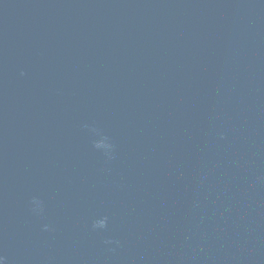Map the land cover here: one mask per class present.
<instances>
[{"label":"water","instance_id":"water-1","mask_svg":"<svg viewBox=\"0 0 264 264\" xmlns=\"http://www.w3.org/2000/svg\"><path fill=\"white\" fill-rule=\"evenodd\" d=\"M0 257L264 264V0H0Z\"/></svg>","mask_w":264,"mask_h":264},{"label":"clouds","instance_id":"clouds-1","mask_svg":"<svg viewBox=\"0 0 264 264\" xmlns=\"http://www.w3.org/2000/svg\"><path fill=\"white\" fill-rule=\"evenodd\" d=\"M99 227L106 228V224L99 225ZM0 264H6V261L3 257H0Z\"/></svg>","mask_w":264,"mask_h":264}]
</instances>
